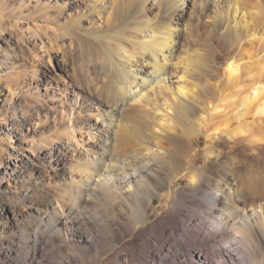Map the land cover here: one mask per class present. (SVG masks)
<instances>
[{"label": "bare ground", "instance_id": "bare-ground-1", "mask_svg": "<svg viewBox=\"0 0 264 264\" xmlns=\"http://www.w3.org/2000/svg\"><path fill=\"white\" fill-rule=\"evenodd\" d=\"M191 1L196 0H115L106 28L101 24L89 32L79 20L68 26L95 42L104 112L81 115V89L56 65L50 99L68 112L50 147L34 154L19 148L9 155L11 175L32 173L38 183L11 203L0 195V254L11 258L17 243L4 237L8 222L23 223L20 219L39 207L37 227L22 224L24 236L33 240H39L42 223L71 228L82 219L94 223L98 216L88 215V208L98 210L94 197L104 190L110 199L103 222L111 224L112 244L127 241L134 248L123 264H264L261 10L253 0H200L212 8L214 31L226 45L236 44L228 53L225 80L214 72L212 81L211 70L194 58L196 51L179 55V39L192 30L190 22L183 23ZM146 2L163 18L146 15ZM92 12L85 10L84 19ZM196 134L206 139L203 161L192 146ZM45 176L63 181L62 188L39 191ZM182 176L176 196L173 186ZM48 209L53 215L45 214ZM99 236L80 238L99 243L104 240Z\"/></svg>", "mask_w": 264, "mask_h": 264}, {"label": "rangeland", "instance_id": "rangeland-1", "mask_svg": "<svg viewBox=\"0 0 264 264\" xmlns=\"http://www.w3.org/2000/svg\"><path fill=\"white\" fill-rule=\"evenodd\" d=\"M253 1L256 8L261 10L258 22L262 25L264 0ZM114 2L115 0H0V195L10 203L18 200L19 193L31 187V183H38V180L32 173L19 178L11 175L6 165L9 155L19 148L34 154L40 148L50 147L57 139L60 121L68 112L56 99H50V95L56 91V82L50 77L55 73L56 65H62L70 74L72 83L81 89L85 105L81 115L95 117L104 112L102 88L105 83L95 42L89 35H74L68 26H74L79 20L81 29L89 32H94L101 24L106 28ZM148 2L145 3L146 15L154 19L163 18ZM95 5L99 6L98 12V7L94 9ZM88 8L93 12L89 18L84 19V12ZM250 10L254 11L251 6ZM212 15L211 6H204L200 0L190 2L183 23L190 22L192 30L179 39V55L183 58L185 50L196 51L197 53L192 54L194 58H199L203 65L200 61L196 64V59L194 64L211 70L209 78L212 81H215V73L219 80H225L228 53L236 44L226 45L220 34L214 31ZM7 52H11V57L6 55ZM18 118L26 119L23 126L12 125ZM83 134V138L88 139L86 132ZM192 144L203 161L205 137L194 135ZM199 165L203 163L200 162ZM44 179L45 186H39V191H52L59 186L62 188L63 181L47 176ZM184 182L183 176L175 181L173 187L176 196ZM67 198L68 195H65L64 200L67 201ZM109 199L110 193L104 190L95 194L94 200L98 203V210L90 212L91 208H88V215L91 213V216H98L94 223L89 224L87 219H82L80 224H76V228H71L69 223H42L44 226L38 229L39 240H33V236L27 238L22 231L24 223H32L37 227L41 222L38 219L42 214L38 210L39 207H34L32 214L21 218L23 223L8 222L2 227L4 237L17 243L11 258L0 254V264L125 263L126 254L132 251L133 246L127 241H121L118 245L112 244L111 224L103 222ZM168 212L169 210L165 211ZM45 214L53 215L51 209ZM71 217L77 216L74 214L69 216ZM63 218L65 221L69 219L68 216ZM92 234L97 237L101 235L99 237L104 240L91 243L80 238L81 235L90 237Z\"/></svg>", "mask_w": 264, "mask_h": 264}]
</instances>
